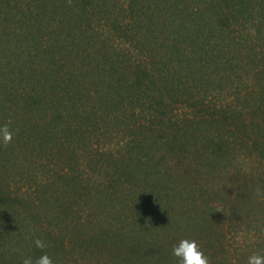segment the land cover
I'll return each instance as SVG.
<instances>
[{"label": "trees", "instance_id": "16d2710c", "mask_svg": "<svg viewBox=\"0 0 264 264\" xmlns=\"http://www.w3.org/2000/svg\"><path fill=\"white\" fill-rule=\"evenodd\" d=\"M5 124L0 264L264 257V0H0Z\"/></svg>", "mask_w": 264, "mask_h": 264}, {"label": "clouds", "instance_id": "9594fccd", "mask_svg": "<svg viewBox=\"0 0 264 264\" xmlns=\"http://www.w3.org/2000/svg\"><path fill=\"white\" fill-rule=\"evenodd\" d=\"M12 132L7 124L0 127V138L7 143L11 140ZM257 195H261V189L257 188ZM37 248H46L47 243L37 238L35 240ZM172 254L178 258V264H209V257L203 252L199 243L195 239L184 238L174 243L172 246ZM23 264H54L52 258L44 253L33 260L32 257H26ZM248 264H264V257L259 255H252L249 257Z\"/></svg>", "mask_w": 264, "mask_h": 264}]
</instances>
